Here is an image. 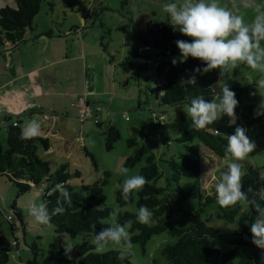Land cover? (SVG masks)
Masks as SVG:
<instances>
[{
  "label": "rangeland",
  "instance_id": "rangeland-1",
  "mask_svg": "<svg viewBox=\"0 0 264 264\" xmlns=\"http://www.w3.org/2000/svg\"><path fill=\"white\" fill-rule=\"evenodd\" d=\"M5 0H0L1 3ZM233 11L238 10V14L243 15L245 22L250 23L254 18L255 11L251 0H224ZM233 1V2H232ZM168 0H44L38 14L34 18V26L51 27L56 35L61 32L63 35L59 38V46L57 47L56 56L64 55L63 48L71 51V56L80 53L85 54L86 67H82V57L69 59V69L76 71L75 77L81 71V75L77 82V86L81 91L92 90L97 91L94 94H88L89 101L101 104L102 110L99 111L101 119H106L99 127L95 123V116H81L80 110L75 113L72 108V114L77 115L75 118L70 117L69 131L67 138L57 137L54 134L50 140V151L39 149L41 158L49 163L54 170L61 163L70 164L72 171L78 170V177L72 176L70 182L76 191L84 193L86 185L95 183L99 173H108L107 184L102 187V193L95 197V201L109 206L112 211H119L116 203L115 195L117 187L121 179L126 178L119 171L121 165L125 166L126 158L133 153L138 147L143 146L146 152L142 155L140 161L130 166L127 176L136 174L139 169L146 164V156L154 154L155 162L158 170L162 173L157 185L165 187V194L170 200L171 208L177 213L174 224L189 225L191 216L185 211L189 207L197 208L198 201L191 200L189 202L181 201L179 193L176 190V184L168 181L170 177V168L166 160L171 157L177 158L184 150L182 143L177 142V138L181 136L185 129L191 127V120L183 109L186 104L179 105H158L155 99V83H154V67L155 58L149 61V68L137 71L135 67L124 70L120 65L121 59L135 49L142 50L144 45L152 42L139 40L133 33V25L137 21H142L144 25L151 21L153 23L168 21L167 14L163 11L162 5ZM233 3V8L231 7ZM258 2V0H257ZM11 3V2H10ZM249 5L245 7V5ZM240 6L237 8V6ZM10 6H14L11 3ZM143 37L148 40L153 38L147 35L146 28L141 29ZM177 36H181L175 31ZM107 45L104 51L100 45V38ZM144 39V38H143ZM22 46V45H20ZM10 48V47H4ZM0 46V50L4 49ZM150 55L154 52L152 49L143 51ZM16 55H18L16 53ZM81 55V54H80ZM113 60L109 61V56ZM177 49V57H179ZM3 56V55H2ZM1 58L3 59V57ZM4 62L0 59V78L5 73ZM56 66L58 72V81L62 79L68 69ZM20 67H17V71ZM51 67L47 70L50 72ZM88 71V72H87ZM86 73V78L83 79ZM4 75V74H3ZM228 82L239 83L244 91L241 98L244 102L252 104L254 109L264 99L260 93L264 94V87H260V82L264 81V74L252 70L250 67L240 64L235 69H228ZM187 79L186 73H180L179 80ZM226 81L222 77L212 85L218 88L219 84ZM71 87H74L71 84ZM258 89V90H257ZM259 91V92H258ZM255 92V95L250 93ZM214 99V98H213ZM52 97L46 102H52ZM58 107H63L66 103L62 100H55ZM53 103V102H52ZM95 105V104H92ZM105 112V113H104ZM41 113V112H40ZM125 113L127 118L123 117ZM153 113H161L164 115V124L160 127H154ZM15 118L22 117V128L30 120L42 119L41 114L33 113L31 118L25 115H13ZM223 117H227L226 115ZM64 117L59 116L57 123ZM115 123L119 130V139L114 143L112 149L105 148L103 131L109 122ZM45 122L42 119V123ZM7 124L1 125L2 134L0 135V143L6 147V128ZM41 126V125H40ZM40 133H42L40 131ZM133 138L135 144L129 145L128 139ZM256 144L255 150L250 153L245 161L251 162L254 166H259V171L264 177V145L263 138L254 140ZM86 145L88 150L93 154L97 163V168L93 166L91 158L85 155L83 146ZM211 161L206 157H202L204 162V179L205 188H209L214 179L218 178L221 169H226V164L230 161L223 160ZM242 164L241 161H239ZM209 172V173H207ZM207 174V176H206ZM102 177V178H103ZM208 177H211L210 179ZM192 174L189 170L182 173L179 186L182 189H188L191 185ZM42 186L35 185L20 196L16 195V188L5 177L0 176V235H5L11 240H18V246L12 248L9 259L4 264H25L32 257L30 245L37 243L41 248L43 264H53L47 256V246L56 236L63 243L71 242L72 244H80L83 239L80 236L71 237L68 234L57 235L54 232L53 225L38 224L28 214V205L31 201L42 199L40 189ZM136 196V194H135ZM128 210L137 212L138 207L135 203L126 207ZM9 216V217H8ZM201 218L210 226L216 227L220 235L210 239V245L216 247L222 252L233 247L231 243L232 233L236 230V224L221 219L218 216V208L215 203L208 205L203 209ZM110 216L106 218V221ZM92 233L88 236L87 242L91 239ZM177 236H173L167 232L154 234L147 241L144 248L138 243H133L132 254L130 260L132 264H167L166 257L161 253L162 247L167 243H174ZM89 243V242H88ZM111 249V246L110 248ZM106 249V250H109ZM105 250V251H106ZM264 253V249H261ZM251 248L239 245L236 247L234 264L239 259L249 253Z\"/></svg>",
  "mask_w": 264,
  "mask_h": 264
},
{
  "label": "trees",
  "instance_id": "trees-1",
  "mask_svg": "<svg viewBox=\"0 0 264 264\" xmlns=\"http://www.w3.org/2000/svg\"><path fill=\"white\" fill-rule=\"evenodd\" d=\"M43 1L14 0V6L4 5L0 7V46L14 47L26 40L28 30H35L34 18ZM143 26L146 28L147 35L153 36L151 40L143 37L141 32ZM133 33L139 40L152 42V45L146 43L149 45L147 50L152 49L154 54L150 55L143 52L147 51L144 49H135L126 54L119 65L124 70L135 67L139 72L148 69L150 59L155 58V99L159 106L187 104L185 97L188 96L203 95L206 99L214 98L212 85L220 79L218 69L204 74L196 73V86H181L180 73H186L189 77L193 74L194 68L204 66L198 59L189 57L186 61L180 62L179 57H177V47L174 41L177 39L190 41L191 38L183 35L177 36L172 26L164 21L156 23L148 21L145 25L142 21H137L133 25ZM43 35L49 37L52 35V31L47 30ZM102 38L103 36L100 38V45L106 51L107 45L102 41ZM173 58L177 59L175 65L171 63ZM112 60L110 55L109 61ZM223 77L226 78V74ZM226 82L235 92V98L239 102L235 109L238 117L236 124L245 127L247 129L246 134L253 141L263 138L264 145V115L254 117V106L244 102L241 98L244 88L239 83L231 85L228 80ZM89 105L92 107V114L98 117V120L95 119V123L100 127L103 123L100 114H98L102 109L101 104L90 103ZM97 106L99 107L98 110L96 109ZM153 114L156 120V115L161 113ZM108 124L103 131V136L105 148L110 150L119 139L120 134L114 123L109 122ZM7 125L6 147L0 143V176L5 177L16 188V195L20 196L28 191L31 186H42L43 182L48 186V188L41 187L45 193L56 183H64L72 194V204H65L66 211L62 215H53L49 224L53 225L57 235L65 233L71 237L80 236L83 241L76 244L71 253V258H69L64 255L62 241L56 236L47 246V256L53 264H132L130 256L127 260L120 261L117 259V252L111 249L98 254L94 246L88 243L86 239L95 231H99L101 227L107 226L106 218L112 212L109 206L94 200L97 195L102 193V187L107 184L108 173L105 172V176L101 180L86 185L84 193L76 191L70 182V178L72 176L78 177L80 175L78 170L72 171L67 162L61 163L52 170L49 163L38 154L40 148H48L46 137L38 135L31 139H20L21 120L12 121L9 119ZM153 125L160 127L163 124L156 120ZM235 127L236 125L229 123L228 117H221L214 124L201 130H196L191 126L176 139L177 142L182 143L184 150L177 158L171 157L166 160L171 172L168 181L176 184L179 199L186 202L198 201L197 208L189 207L185 211L191 216L189 225L173 223L177 213L171 208L170 200L165 194L166 188L157 185L162 173L158 170L154 154L146 156V164L137 172L146 177L148 181L143 190L133 191L127 202L123 200L120 190H116L115 200L119 206V222L124 223L129 219L134 221L130 229L133 243H138L144 248L152 235L167 232L177 236L174 243H167L161 249L167 264H234L236 247L239 245L248 246L251 251L241 257L237 264H264L263 251L251 243L249 226L255 219V211L245 202L227 208L221 207L214 196L208 195V188H205L203 184L205 181L203 171L205 164L202 157L211 161L214 157L223 159L227 144L223 134H232ZM214 129H218L221 135H217ZM128 143L133 145L135 140L130 138ZM83 148L85 155L91 158L93 166L97 168L93 154L86 145ZM145 152L143 146L138 147L126 158L124 165L130 168L141 160ZM241 167L245 173L243 190L248 193L249 199H256L264 204V200H261V197H264V177L259 171V166H254L251 162L244 160ZM184 170H189L192 174L191 185L188 189H182L179 186ZM42 199L49 201L48 208L51 212L56 206V196L42 195ZM132 203H135L138 208L145 205L153 211L154 216L149 225L135 222L136 212L126 208ZM213 203L217 205L218 216L221 219L236 224V230L232 233L231 239L233 247L224 252L210 245V239L220 235L219 230L208 225L201 218L203 209ZM99 205L103 211L98 210L97 206ZM85 233L87 235H84ZM17 246L18 240H11L5 235H0V264L8 261L12 248L16 247L17 249ZM29 248L32 257L25 264H43V256L40 254L41 248L38 247V244L33 243Z\"/></svg>",
  "mask_w": 264,
  "mask_h": 264
},
{
  "label": "clouds",
  "instance_id": "clouds-1",
  "mask_svg": "<svg viewBox=\"0 0 264 264\" xmlns=\"http://www.w3.org/2000/svg\"><path fill=\"white\" fill-rule=\"evenodd\" d=\"M252 6L255 11L254 18L250 23H246L243 15L238 14V10L233 11L221 6L218 0H168L162 5L168 16L167 22L173 30L191 38L190 41L183 39L174 41L179 50L180 62L191 57L204 65L194 68L193 74L187 79L182 78V87L196 86V73L204 74L218 69L219 78H222L228 69H235L240 64L264 74V0H258ZM171 63L175 65L177 59L173 58ZM260 87H264V81L260 82ZM212 93L214 99H206L203 95L185 97L187 104L183 109L192 122L191 126L196 130L207 128L225 115L229 118L230 124L236 125L232 134H223L227 141L224 158L230 162L226 164V169L220 170L218 178L210 184L207 193L214 196L221 207L227 208L245 202L252 208L256 215L249 226L251 243L264 249V204L256 199H249L248 193L243 190L245 173L239 163L255 150L256 144L246 134L247 129L236 124L238 117L235 109L239 102L230 85L223 81L218 88H213ZM259 94L264 97V94L260 92ZM260 115H264V99L254 109V117ZM214 132L221 135L218 129H214ZM39 134L40 124L36 120H30L22 128L19 138L31 139ZM119 171L126 178L116 187L120 190L123 200L127 202L132 192L143 190L148 181L138 173L127 176L129 169L126 166L121 165ZM102 177L101 172L98 178ZM44 188L48 186L45 185ZM40 192L41 195L48 197L55 195L56 206L50 212L48 200L31 201L27 211L38 224L49 223L53 215H62L66 211L65 204H72V194L64 183H56L46 193L43 188ZM261 200H264V197H261ZM97 208L103 211L100 205ZM153 216L152 210L141 205L135 213V222L149 225ZM106 223L107 226L95 231L88 242L94 246L98 254L111 246V250L117 252L118 260H127L133 249L130 229L134 221L129 219L120 223L119 211L113 210ZM62 246L64 255L71 258L76 245L69 241Z\"/></svg>",
  "mask_w": 264,
  "mask_h": 264
},
{
  "label": "crops",
  "instance_id": "crops-1",
  "mask_svg": "<svg viewBox=\"0 0 264 264\" xmlns=\"http://www.w3.org/2000/svg\"><path fill=\"white\" fill-rule=\"evenodd\" d=\"M251 1L252 4L257 2V0ZM4 2L6 3H1L0 7L11 5V3H14V0H5ZM218 3L221 6L229 8L228 3L224 0H218ZM233 6L232 3L231 7L233 8ZM239 7L238 5L237 8ZM34 29V31L28 30L26 40L18 45L14 47L9 45L1 46L3 48L6 46L10 48L0 50V59L5 63L4 66L6 68L5 73H2L0 78V135L2 134L1 125L3 123L7 124L9 119L12 121L21 120L22 126L23 118H15L13 115L31 117L32 112L41 114L45 122L42 123V119L38 120L41 122L40 131L42 132L39 135L47 138L48 148L44 150L48 152L50 151V138L52 134L57 137L67 138V133L70 130L68 123L70 117L75 118L78 115L82 104L94 103L89 101L88 94H94V97H96L97 91L94 89L81 91L79 85L77 86L79 77L82 74L81 71L75 77L76 71L68 68L70 65L68 64V60L78 58L79 56L83 60L80 66H88L83 51L71 56V51L63 48L64 55L57 57L56 51L60 44L55 39L58 40L63 34L59 32V35H56L51 27L39 28L38 26H34ZM47 30L52 31V35L49 37L43 35ZM34 37L35 39H32ZM57 65L68 69V73L66 72L60 81H58ZM17 67H20L18 71ZM50 67V72H47ZM83 74V79H85L86 73ZM227 77L226 72V80L228 79ZM71 84L74 87H71ZM51 97L53 103L47 104L46 102ZM55 100L65 101L66 104L63 107H58V103L60 102ZM72 108L75 113L77 111V115L72 114ZM59 116L64 117V119L57 123ZM105 120L103 119L102 121L105 122ZM223 159L216 158V161L220 162ZM212 161H215V159H212Z\"/></svg>",
  "mask_w": 264,
  "mask_h": 264
},
{
  "label": "built area",
  "instance_id": "built-area-1",
  "mask_svg": "<svg viewBox=\"0 0 264 264\" xmlns=\"http://www.w3.org/2000/svg\"><path fill=\"white\" fill-rule=\"evenodd\" d=\"M144 50L149 49V45H144L143 47ZM142 49V50H143ZM81 116L84 117L85 115H91L92 114V107L87 103H84L81 105ZM97 110L99 109V107L97 106L96 108ZM123 117L127 118V115L125 113L122 114ZM156 120L160 123V124H164V115L163 114H158L156 115ZM95 119L98 120V117L96 116ZM46 183L43 182L42 186H45ZM9 217V216H8Z\"/></svg>",
  "mask_w": 264,
  "mask_h": 264
}]
</instances>
